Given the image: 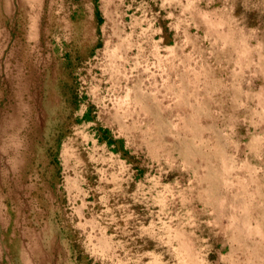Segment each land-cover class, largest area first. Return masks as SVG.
I'll list each match as a JSON object with an SVG mask.
<instances>
[{"label":"rangeland","instance_id":"374dc122","mask_svg":"<svg viewBox=\"0 0 264 264\" xmlns=\"http://www.w3.org/2000/svg\"><path fill=\"white\" fill-rule=\"evenodd\" d=\"M0 264H264V0H0Z\"/></svg>","mask_w":264,"mask_h":264}]
</instances>
